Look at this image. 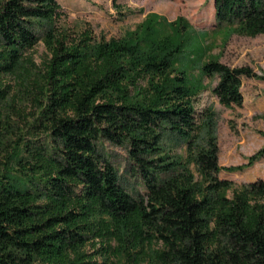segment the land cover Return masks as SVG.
Returning <instances> with one entry per match:
<instances>
[{"label":"trees","instance_id":"16d2710c","mask_svg":"<svg viewBox=\"0 0 264 264\" xmlns=\"http://www.w3.org/2000/svg\"><path fill=\"white\" fill-rule=\"evenodd\" d=\"M212 2L218 29L264 35V0ZM62 14L57 0H0V264H104L111 238L131 262L156 241L152 264H264V179L226 193L213 113L196 112L199 88L174 67L186 23L152 13L136 31L95 40L62 32ZM40 39L38 65L29 51ZM21 67L29 75L13 91L5 78ZM200 71L217 77L212 92L227 107L241 106L242 78L256 76L217 59ZM25 119L29 136L12 141ZM165 131L186 142L185 158L163 152ZM100 141L126 146L143 191L125 189Z\"/></svg>","mask_w":264,"mask_h":264},{"label":"rangeland","instance_id":"374dc122","mask_svg":"<svg viewBox=\"0 0 264 264\" xmlns=\"http://www.w3.org/2000/svg\"><path fill=\"white\" fill-rule=\"evenodd\" d=\"M63 11L56 22L62 32L75 37L88 31L95 40L121 38L136 31L149 14H155L159 23L173 22L181 18L186 23L185 39L182 50L174 57V67L183 69L191 83L199 88L195 110L201 113L209 108L213 113L214 133L218 144V177L229 179L232 185L226 190L231 195L233 189L242 184L264 179V156L247 164L249 157L264 147V35L241 34L227 29H218L215 25L212 0H57ZM36 64L46 57L45 45L40 39L29 51ZM209 59H217L229 66H249L256 73L254 77H243L240 90L243 96L241 106L222 105L212 88L217 77H208L201 73L200 64ZM24 67L19 68L15 76L6 77L14 89L18 77H26ZM20 107L24 116L34 112V103L21 95ZM9 113L12 112L9 110ZM15 119V118H14ZM18 121V120H15ZM14 128L11 140L18 135H27L28 120ZM26 124V125H25ZM24 125V126H23ZM163 152L169 156L186 157V142L175 134L163 132L161 139ZM99 151L108 158L118 170L121 184L132 195L143 191L139 176L131 170V160L124 145H112L107 141L98 142ZM194 170V165H189ZM242 166L241 168H233ZM124 241L111 238L105 252L104 264H152L155 254L160 252V242L143 241L133 251L131 262L122 252ZM144 251V259L136 252Z\"/></svg>","mask_w":264,"mask_h":264}]
</instances>
